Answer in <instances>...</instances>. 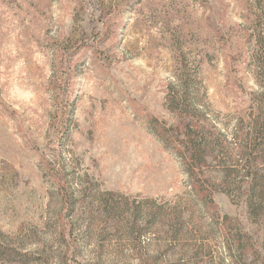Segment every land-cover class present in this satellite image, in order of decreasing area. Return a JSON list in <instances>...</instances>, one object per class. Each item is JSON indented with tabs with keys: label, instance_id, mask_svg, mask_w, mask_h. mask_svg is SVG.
Returning <instances> with one entry per match:
<instances>
[{
	"label": "rangeland",
	"instance_id": "rangeland-1",
	"mask_svg": "<svg viewBox=\"0 0 264 264\" xmlns=\"http://www.w3.org/2000/svg\"><path fill=\"white\" fill-rule=\"evenodd\" d=\"M260 37L264 0H0V264H65L71 231L74 264H264V206L237 158L205 171L217 225L148 128L174 124L184 63L232 142L264 93Z\"/></svg>",
	"mask_w": 264,
	"mask_h": 264
},
{
	"label": "trees",
	"instance_id": "trees-1",
	"mask_svg": "<svg viewBox=\"0 0 264 264\" xmlns=\"http://www.w3.org/2000/svg\"><path fill=\"white\" fill-rule=\"evenodd\" d=\"M257 42L260 53L264 54L263 39L260 37ZM254 67L258 72L260 71L258 66ZM257 98L251 108L252 113L247 119L245 130L236 128L234 135L231 136L232 142H230V138L218 127L211 112L204 105L196 69L181 63L176 67L174 81L168 85L165 96L166 107L175 117L174 124L160 123L154 118L148 122L149 130L158 138L162 146L172 150L182 160L192 198H197L207 219L211 222L216 221L217 225L219 222L215 218V212L208 206L212 203L208 200L209 195H201L205 193L207 187L215 186V182L208 181V175L205 172L209 161L215 159L225 163L226 159L237 158L236 166H240L244 173L241 179L248 181L247 185L251 186L252 194L248 198V206H264V190L256 186V181L263 177L257 174L258 166L264 167V93L258 95ZM68 196L69 204H74L70 193ZM73 207L67 206V209L73 211ZM139 207L141 206L127 207L129 217L135 218L141 215L149 219L164 213L165 219L167 217L174 221L183 219V210H180L179 206H157L155 209L153 207L140 209ZM167 210L170 212L169 216L166 213ZM71 232L67 246L69 254H66L65 264L75 263L74 254H72L75 241ZM227 253L231 259L230 250H227ZM223 259L221 258L219 263Z\"/></svg>",
	"mask_w": 264,
	"mask_h": 264
}]
</instances>
